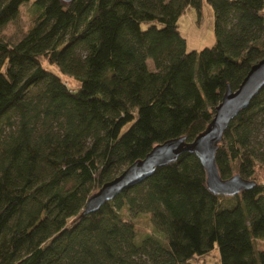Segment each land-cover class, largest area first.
Segmentation results:
<instances>
[{"label":"trees","instance_id":"trees-1","mask_svg":"<svg viewBox=\"0 0 264 264\" xmlns=\"http://www.w3.org/2000/svg\"><path fill=\"white\" fill-rule=\"evenodd\" d=\"M25 1L0 0V29ZM206 1L216 42L199 50L178 18L202 0H33L24 34L0 39V264H192L214 246L220 264H264V86L215 153L251 187L213 193L184 152L80 215L153 145L203 130L264 56V0Z\"/></svg>","mask_w":264,"mask_h":264},{"label":"water","instance_id":"water-1","mask_svg":"<svg viewBox=\"0 0 264 264\" xmlns=\"http://www.w3.org/2000/svg\"><path fill=\"white\" fill-rule=\"evenodd\" d=\"M71 1V0H64ZM264 86V56L251 64L236 88L227 84L221 100L214 107L212 118L205 128L191 140L179 135L156 143L143 156L127 164L119 173L103 182L85 200L80 215L96 211L126 187L134 185L153 173L156 167L175 161L184 152L195 154L206 174V185L215 194L234 195L251 187L255 181L234 173L222 177L218 171L215 153L229 122L244 109Z\"/></svg>","mask_w":264,"mask_h":264},{"label":"rangeland","instance_id":"rangeland-1","mask_svg":"<svg viewBox=\"0 0 264 264\" xmlns=\"http://www.w3.org/2000/svg\"><path fill=\"white\" fill-rule=\"evenodd\" d=\"M33 0H27L20 5V10L15 19L9 21L0 29V39L13 42L20 38L31 24L32 14L34 11ZM264 11V7H263ZM215 17L211 5L202 0L200 15L194 7L188 6L178 18V27L181 34L185 38V48L187 51L199 50L204 46H211L216 42L215 34ZM148 65L152 67L149 59ZM48 68L54 69L53 66L47 65ZM259 139L264 143V125L258 127L254 133L253 142ZM139 226L147 230H151V224H144L140 221ZM192 264H220V253L217 246H214L207 253L200 255Z\"/></svg>","mask_w":264,"mask_h":264}]
</instances>
